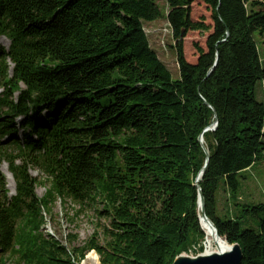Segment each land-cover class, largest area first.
Returning <instances> with one entry per match:
<instances>
[{
    "label": "trees",
    "instance_id": "16d2710c",
    "mask_svg": "<svg viewBox=\"0 0 264 264\" xmlns=\"http://www.w3.org/2000/svg\"><path fill=\"white\" fill-rule=\"evenodd\" d=\"M165 1L177 81L144 31L164 18L154 0H0V37L9 40L0 50V166L15 186L9 197L0 173V264H80L90 252L99 264H172L202 253L201 134L206 216L240 246L241 264H264V202L217 216L218 191L233 199L240 175L264 157V101L255 91L264 84L256 41L264 0ZM194 3L212 25L192 20ZM190 32L208 34L194 64L183 52ZM214 115L216 129L205 132ZM56 200L99 203L103 243L98 233L81 246L70 235L68 247L46 236ZM260 216L257 230L246 226Z\"/></svg>",
    "mask_w": 264,
    "mask_h": 264
},
{
    "label": "rangeland",
    "instance_id": "374dc122",
    "mask_svg": "<svg viewBox=\"0 0 264 264\" xmlns=\"http://www.w3.org/2000/svg\"><path fill=\"white\" fill-rule=\"evenodd\" d=\"M159 7L160 12L164 18L154 21L152 23H144V31L147 35L149 45L153 51L157 54L159 60L165 65L169 70L171 77L174 81L179 79V72L176 62V53L172 48L174 45L171 39L170 29L165 20L167 5L165 0H154ZM191 18L193 21H198L200 19L205 20V24L212 25L210 20V12L203 4L194 3L192 5ZM208 34L204 36L196 33L190 32L187 34L183 41V52L185 60L188 63L194 64L197 59V53L195 51V45L205 49V39ZM258 43L260 58L264 64V48L262 42L264 39L256 37ZM8 47V43L4 38L0 37V50ZM256 96L258 100L264 101V84L257 85ZM1 93V89H0ZM16 127L20 125L19 120L15 121ZM20 130V129H19ZM21 130L19 131V134ZM7 139H3L6 141ZM7 165L2 164L0 166V173L4 177V183L8 191V196L12 197L14 194V183L13 192H11L10 184L8 181ZM30 175L32 178L37 179L39 182L44 179L43 175L37 170H31ZM13 180V179H12ZM240 186L236 196L232 199L229 193L224 188H221L217 193V216L218 217H228L233 218L238 216V212L243 210L244 206H254L262 204L264 202V157L258 161L250 170L242 173L239 178ZM36 196L41 198L45 193V188L38 185L36 188ZM100 204L90 203L86 206H81L75 204L71 201L61 202L56 200L51 207L50 214L45 217V226L43 228V233L46 236H51L55 240L62 243L64 246L68 247V237L70 235H77V240L74 242V246H81L85 241H87L94 233H98L99 242L103 243L102 233L105 227L108 225V221L104 217H99ZM263 216L247 217L246 226L253 230H257L259 226V220ZM217 249L216 245L207 247L205 241H203V252H215ZM202 252V253H203ZM93 253V252H92ZM197 248L193 249L192 252L187 254V256H196ZM91 254L88 253L86 257ZM196 254V255H194ZM201 254V253H200ZM96 256V263L90 261L88 264H99L98 257Z\"/></svg>",
    "mask_w": 264,
    "mask_h": 264
},
{
    "label": "water",
    "instance_id": "95a60500",
    "mask_svg": "<svg viewBox=\"0 0 264 264\" xmlns=\"http://www.w3.org/2000/svg\"><path fill=\"white\" fill-rule=\"evenodd\" d=\"M216 126H217V118L214 115V122L208 128L205 129V132L214 131L216 129ZM198 143L202 147L204 155H205L204 165L199 171L195 179V182H194V186L196 187L197 194H198V221H199V225H201V222L203 221L206 222L210 226L212 231L214 232V236L217 239H220L217 233L216 227L210 221V219H208V217L206 216L204 200L201 194V189L198 186V182L202 179L207 169L208 161H209L208 152L203 145L204 141H203L202 134L198 137ZM224 242L227 246L224 251H220L217 253H206L204 251L203 253L198 254L194 257L187 256L186 254H182L176 257L172 264H241L242 259H243V253H242L240 246L237 244L229 245L227 244L225 240Z\"/></svg>",
    "mask_w": 264,
    "mask_h": 264
},
{
    "label": "bare ground",
    "instance_id": "6f19581e",
    "mask_svg": "<svg viewBox=\"0 0 264 264\" xmlns=\"http://www.w3.org/2000/svg\"><path fill=\"white\" fill-rule=\"evenodd\" d=\"M8 181H9V184H10V189H11V192H13V183H12V179L10 177V175H8ZM204 235H205V244L207 247H210L212 245H216L217 249L215 252H211V253H217V252H220V251H224L226 249V244L224 242V240H222L221 238L220 239H217L215 236H214V232L212 231V229L210 228V226L206 223V222H201V225H200ZM206 253H210V252H206ZM90 261H93L94 263H96V256L94 253H91L89 254L84 263L83 264H88Z\"/></svg>",
    "mask_w": 264,
    "mask_h": 264
},
{
    "label": "built area",
    "instance_id": "2783aa9c",
    "mask_svg": "<svg viewBox=\"0 0 264 264\" xmlns=\"http://www.w3.org/2000/svg\"><path fill=\"white\" fill-rule=\"evenodd\" d=\"M191 257H193V255H190Z\"/></svg>",
    "mask_w": 264,
    "mask_h": 264
}]
</instances>
